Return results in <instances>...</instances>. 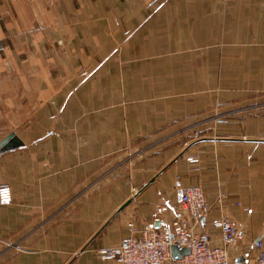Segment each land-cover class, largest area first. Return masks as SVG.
<instances>
[{"label": "crops", "instance_id": "0c3cea01", "mask_svg": "<svg viewBox=\"0 0 264 264\" xmlns=\"http://www.w3.org/2000/svg\"><path fill=\"white\" fill-rule=\"evenodd\" d=\"M11 133L22 145L0 152L12 192L0 264H117L99 249L172 227L187 186L212 207L214 244L212 218L241 225L229 252L251 264L264 0H0V142Z\"/></svg>", "mask_w": 264, "mask_h": 264}, {"label": "built area", "instance_id": "2783aa9c", "mask_svg": "<svg viewBox=\"0 0 264 264\" xmlns=\"http://www.w3.org/2000/svg\"><path fill=\"white\" fill-rule=\"evenodd\" d=\"M188 160L198 161L196 157ZM219 195L223 198L226 193ZM11 200L10 187H0V203ZM180 203L184 214L172 227H151L138 236L125 237L114 246L99 249L102 259L114 260L117 264H236L229 247L241 237V225L229 217L212 218L211 225L218 229L221 239V246L216 245L210 233L202 228L212 208L204 190L200 186L185 187ZM167 210V206L158 207L155 221H160ZM130 226L133 227V223ZM173 246L179 251L188 248L189 253L174 259ZM252 248L256 255L251 264H264V236L255 239Z\"/></svg>", "mask_w": 264, "mask_h": 264}, {"label": "water", "instance_id": "95a60500", "mask_svg": "<svg viewBox=\"0 0 264 264\" xmlns=\"http://www.w3.org/2000/svg\"><path fill=\"white\" fill-rule=\"evenodd\" d=\"M22 145V141L15 133H11L8 135L2 142H0V152L11 150L17 146ZM189 253V249L186 248L183 251H179L175 246L172 247V256L174 259L181 258L185 254ZM236 264H244L245 259L243 256H239L236 258Z\"/></svg>", "mask_w": 264, "mask_h": 264}]
</instances>
